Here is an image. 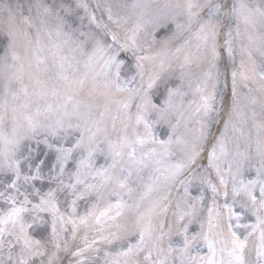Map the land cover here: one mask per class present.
Masks as SVG:
<instances>
[{"label":"snow or ice","instance_id":"1","mask_svg":"<svg viewBox=\"0 0 264 264\" xmlns=\"http://www.w3.org/2000/svg\"><path fill=\"white\" fill-rule=\"evenodd\" d=\"M0 264H264V0H0Z\"/></svg>","mask_w":264,"mask_h":264},{"label":"rangeland","instance_id":"2","mask_svg":"<svg viewBox=\"0 0 264 264\" xmlns=\"http://www.w3.org/2000/svg\"><path fill=\"white\" fill-rule=\"evenodd\" d=\"M27 2V0H25ZM144 2H149V0H144ZM165 0H155V3L163 4ZM218 101H219V94H218ZM202 252H206V249H202Z\"/></svg>","mask_w":264,"mask_h":264}]
</instances>
